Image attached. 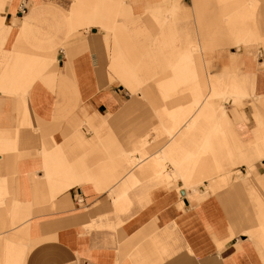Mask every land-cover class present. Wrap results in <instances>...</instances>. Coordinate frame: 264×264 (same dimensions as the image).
Listing matches in <instances>:
<instances>
[{"label":"crops","instance_id":"obj_1","mask_svg":"<svg viewBox=\"0 0 264 264\" xmlns=\"http://www.w3.org/2000/svg\"><path fill=\"white\" fill-rule=\"evenodd\" d=\"M233 1L199 26L233 47L264 42V0ZM205 4L135 0L156 19L150 40L118 23L125 0H0V264H264V49L230 52L204 80L190 30L167 52L179 25L165 12ZM107 66L132 94L153 80L162 101L190 99L141 116ZM235 170L252 178L227 181Z\"/></svg>","mask_w":264,"mask_h":264},{"label":"rangeland","instance_id":"obj_2","mask_svg":"<svg viewBox=\"0 0 264 264\" xmlns=\"http://www.w3.org/2000/svg\"><path fill=\"white\" fill-rule=\"evenodd\" d=\"M49 2L52 3H62V4H73L74 0H47ZM135 0H125L126 4L131 5V15L130 17H128L129 15H127V12L122 14V16L118 17V23H123L126 24L129 28V31L132 32V29L135 28L134 25L137 24H145L147 29H148V34H149V38L151 39H155L156 37H158L159 34V28L156 22V19L154 17L151 16L150 12L147 11H140L141 7H137L134 4ZM155 1V0H154ZM160 2V0H156V2ZM193 0H180V2L182 4H191ZM207 4L201 6V8L198 11H191L190 9V13H189V17L188 18H184L183 16H181V14L179 12L175 11V15L172 14V11H167L165 12V14L169 15V23L170 21L172 22V25H179V27H175L174 29L177 32H174L172 35L168 36V40L173 41L169 42L170 47L169 49H167L168 51H172L176 52L178 48L183 47L184 45H186V39L185 36H183L184 34L182 33V31H188L190 30V39L192 41L196 42V45H200L201 49L194 51L193 55L194 58L197 59V67L200 64V67H198L199 69H201V73L200 76L203 78L204 80V73L205 71H216V72H223L224 70L223 68H220V60L222 59L223 61L230 59V52L233 51H237L240 48H243V50L245 52H247L249 54V56L253 57L255 60L258 57V53H259V49H264V42H257L254 43L250 46V48L244 47V46H239V47H233L231 44H228L226 42L220 43V42H215L214 41V37H213V32L215 27H200L199 24L201 23H208L211 25H214V21H221V16L223 13H228L229 9L231 7H233L234 5L232 4L234 1L231 0L226 1L224 3L223 0H204ZM223 1V2H222ZM142 2V1H141ZM247 2V1H246ZM230 3V4H229ZM225 4H227V10ZM258 8V7H257ZM259 9V8H258ZM215 19V20H214ZM256 19L259 20V12L258 10L256 11ZM134 21V22H133ZM133 22L134 25H131L130 23ZM199 23V24H198ZM204 23V24H206ZM217 25V30H220V22H216ZM149 25H155V27H150ZM183 26V27H182ZM199 26V27H198ZM207 29V30H206ZM208 30H212L208 36H206V32ZM91 32V31H97L99 33V35H103L104 34V30L99 28V27H95V28H82L80 29L79 32ZM200 31V32H199ZM134 38V37H133ZM109 47H106V51H107V58H108V64L110 63V57H109ZM219 56V58H217ZM240 56V55H237ZM202 58L205 60L206 64L204 66L203 62H202ZM218 67V68H217ZM231 70V69H229ZM107 72H108V78L109 81L112 82V85H115L116 88L121 89V94L124 95L126 100H133V99H137L139 101L142 102L143 107L141 109H137V110H142V115L141 116H149V115H153L154 117H156V110L160 111L162 107L166 106L167 108H173L176 105L179 104H184L186 105L190 99V95L188 94V91L184 92L182 94V96H180L179 98H175L169 101H162L160 99V95L158 93V89L156 88L155 83H153L154 81L151 80L150 83H148L146 86L145 84L141 86L140 90L138 91V93H134L132 94L131 92H129L127 89H125L124 86L120 85L119 82L115 79L114 76H110L111 74L113 75L111 69L109 68V66H107ZM159 76V74H158ZM157 76V78H158ZM155 79V77L153 78ZM149 81V80H148ZM151 84L153 85V88L150 86ZM144 89V90H143ZM148 96V97H147ZM219 103H221V105L225 106L226 110L229 112L228 110V105L229 103H225L226 101H221V100H217ZM241 103L238 104V106H240ZM234 107H237L236 105ZM127 116H133L134 113L131 112V110L128 111V113H126ZM139 111H138V116H139ZM157 121H159L158 117H156ZM88 125L89 130H93L92 127ZM111 126H115V125H111ZM108 127V126H107ZM106 127V129H107ZM116 127V126H115ZM105 130V129H104ZM103 130V131H104ZM109 131H118V129L116 128H109ZM133 131V124H124L121 125V129L120 132H125L126 133V137L130 139V137H132L131 132ZM129 139L126 140V148H129L128 142ZM131 140V139H130ZM162 145V142H159L157 144L152 145V150H157L160 146ZM153 152V151H152ZM171 168L168 169L167 166V170L169 171ZM247 172V171H246ZM248 176V175H247ZM246 174L243 176V174L239 171V170H235V171H231V174L229 175V179L227 181H229L230 179H234V180H238V179H249L252 178V175L247 177ZM220 182L222 186L226 185L228 182ZM181 180L175 179L172 184H173V188H176L177 191H179L178 185L181 184ZM161 184V183H160ZM207 184H209V181H207ZM164 185V184H163ZM222 188V187H221ZM220 189V188H218ZM213 188H210L209 186L206 187V195L207 194H212ZM197 194V193H196Z\"/></svg>","mask_w":264,"mask_h":264},{"label":"built area","instance_id":"obj_3","mask_svg":"<svg viewBox=\"0 0 264 264\" xmlns=\"http://www.w3.org/2000/svg\"><path fill=\"white\" fill-rule=\"evenodd\" d=\"M23 9V6H21V10Z\"/></svg>","mask_w":264,"mask_h":264}]
</instances>
